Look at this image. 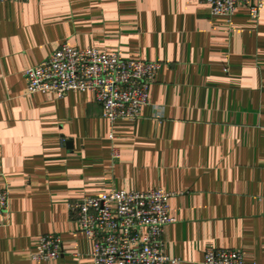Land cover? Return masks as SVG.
Wrapping results in <instances>:
<instances>
[{
  "label": "crops",
  "instance_id": "1",
  "mask_svg": "<svg viewBox=\"0 0 264 264\" xmlns=\"http://www.w3.org/2000/svg\"><path fill=\"white\" fill-rule=\"evenodd\" d=\"M63 44L163 64L142 117L112 126L91 92L28 94L24 72ZM0 187V264H94L69 204L157 188L173 195L164 246L177 264L210 248L264 264V9L256 21L200 0L0 4ZM51 234L63 255L34 261Z\"/></svg>",
  "mask_w": 264,
  "mask_h": 264
},
{
  "label": "built area",
  "instance_id": "2",
  "mask_svg": "<svg viewBox=\"0 0 264 264\" xmlns=\"http://www.w3.org/2000/svg\"><path fill=\"white\" fill-rule=\"evenodd\" d=\"M12 1L0 0V4ZM213 16L232 19L246 7L253 20L260 18L264 0H200ZM163 68L159 62L125 60L121 53L95 48L74 49L63 44L40 65L24 72L28 94L91 92L113 126L135 122L149 105L152 88ZM110 139H114L113 132ZM114 159H119L115 149ZM173 195L162 188L146 192L112 190L99 197H84L69 204V213L86 238L94 243V264H177L165 251V228L175 222L170 214ZM9 209V191L0 187V217ZM63 255L59 235L43 236L34 261L48 262ZM203 264L247 263L239 251L210 248Z\"/></svg>",
  "mask_w": 264,
  "mask_h": 264
}]
</instances>
